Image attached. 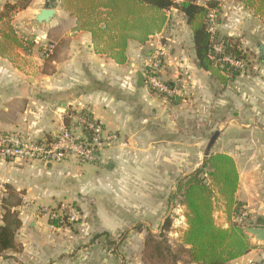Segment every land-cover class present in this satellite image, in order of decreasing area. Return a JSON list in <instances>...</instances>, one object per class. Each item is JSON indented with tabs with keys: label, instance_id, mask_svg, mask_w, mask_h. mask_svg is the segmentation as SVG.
<instances>
[{
	"label": "crops",
	"instance_id": "1",
	"mask_svg": "<svg viewBox=\"0 0 264 264\" xmlns=\"http://www.w3.org/2000/svg\"><path fill=\"white\" fill-rule=\"evenodd\" d=\"M6 1L14 0H0V9ZM219 1V35L237 40L240 48H246L253 42L263 43L264 27H261V21L264 18L260 21L259 16L244 7L240 0ZM40 8H54L56 13L48 22L38 23L34 15ZM10 23L17 37H29L31 45L28 50L13 45L6 54L0 56V133L17 132L38 140L54 134L71 112L89 111L105 127L107 123L108 130L119 134L115 145L101 151L95 165L103 167L114 179L112 187L116 189L120 186L119 180H129L133 176L140 180L142 173L138 168L151 162V156L145 154L148 140L144 139L148 138L150 131L143 134V129L147 127L146 114L148 111L165 109L161 108L163 101L151 96L145 81L144 86L136 84L137 73L143 75L145 62L159 48L164 52V76L168 75L169 70H179L185 74L191 65L199 68L193 49L192 31L184 15L171 8L167 22L159 33L150 36L144 43L129 40L127 60L123 64L98 53L89 31L74 30L76 18L62 8L60 0H30L26 8L14 12ZM47 45L53 47L49 58L45 55ZM168 76L172 78L176 73ZM182 81L187 83V80ZM257 115L261 121L255 125H246L236 118L224 122L212 152L227 153L233 158L238 171L235 200L248 211L253 226L262 227L255 223L264 222V111H256ZM248 130L254 131L255 140L249 139V136L247 138ZM230 133L234 134L233 137H228ZM160 143L161 140L148 143L154 152L152 159L156 161L157 156L158 164H163L157 174L159 181L164 180L166 175L164 157L161 155V160L160 155L155 153ZM254 146L258 155H251L248 150ZM33 162L0 161V179L8 180L6 191H0L1 201L9 196L10 190L21 198V203L12 207L21 222L14 235L15 248L0 253V264H43L46 258L54 257L59 250L66 254L62 264H87L86 261L92 255L79 251L72 261L69 252L71 247L67 241L57 248L60 237L49 234L53 230L48 228L47 215L41 207L46 204L57 206L61 201L68 200L65 192L55 190L57 182L54 177L71 184L72 193L68 192L69 197L82 192L81 184L72 178L71 164L68 160L60 162L56 164V169L50 170L51 175H46L39 162ZM42 165L48 169L54 166ZM133 194L139 197L144 193L137 191ZM142 210L153 209L143 206ZM213 215L217 225L227 227V220L221 210ZM61 228L55 231L64 232V228ZM142 235V232L134 234L138 238ZM250 241L254 248L227 264H264V242H255L251 237ZM136 264L144 263L139 261Z\"/></svg>",
	"mask_w": 264,
	"mask_h": 264
},
{
	"label": "rangeland",
	"instance_id": "2",
	"mask_svg": "<svg viewBox=\"0 0 264 264\" xmlns=\"http://www.w3.org/2000/svg\"><path fill=\"white\" fill-rule=\"evenodd\" d=\"M254 15L256 16V13ZM263 18L259 16V20ZM218 20L220 21V18ZM261 27H264V21H261ZM261 40L264 43V36ZM263 43L253 42L248 47L241 48L246 55L244 69L226 84H221L217 78H211L208 72L197 69L194 65H191L185 74H181L179 70H169L168 75L176 73L172 78L160 73L168 84L180 85L183 79L187 80L183 96L166 97L146 84L151 96L163 101L160 103L165 111H148L146 114L147 127L143 129V134L150 131L148 138L144 139L148 140L145 143L147 146L145 154L151 156V162L137 167L142 173L140 180L134 176L129 180L126 178L119 180L120 186L116 189L112 187L114 179L103 167L95 165L96 162H75L70 157L65 159L71 164L72 178L81 184L82 192L69 197L71 184L54 177V181L57 182L55 190L65 192V198L68 200L61 201L57 206L53 205L54 207L43 205L42 209H54L65 205L76 208L79 214L75 222L62 226L64 232L53 230L54 232L49 233L54 234V237H60L57 248L62 247L67 241L71 247L69 252L72 261L79 251L92 255L91 259L86 261L87 264H136L139 261L144 264H155L157 260L155 255L148 258L150 247L144 249L146 233L151 231L153 235H157L159 227L168 218L171 221L170 228L157 238L162 245L163 264H191L187 252L181 248L183 231L186 229L183 228L186 223V209L181 202V192L177 191V184L186 175L201 167L209 137L216 128L225 125L224 122L236 118L246 125L260 123L261 118L256 116V111H264ZM162 71H165V64ZM106 126L109 127L107 123ZM247 133V138L249 136V139L255 140L253 130H248ZM233 135L230 133L228 137ZM160 140L161 143L158 144L155 153L160 155L161 160L164 157L166 175L164 180L159 181L157 174L163 164H158L157 156L156 161L155 158L152 159L154 152L148 147L150 145L148 143H158ZM248 150L251 151V155L254 153L258 155L255 146ZM32 161L39 162L38 165L46 175H51L50 170L58 167L56 165L58 163H53L54 166L48 169L42 165V161L36 159ZM139 185L142 188H139ZM133 191L144 194L136 197ZM17 198L18 196L10 197L8 201L14 202ZM85 199L92 201L89 200L87 203ZM143 206L145 209L152 207L153 210L144 211ZM214 206V212L220 213L221 210L228 223L222 201L215 198ZM217 217L219 218V214ZM250 222L251 225L247 227L253 226L252 221ZM103 232L106 234H101ZM140 232L143 233L141 238L134 236ZM59 251L55 252L54 257L46 258L43 264H62L66 254Z\"/></svg>",
	"mask_w": 264,
	"mask_h": 264
},
{
	"label": "trees",
	"instance_id": "3",
	"mask_svg": "<svg viewBox=\"0 0 264 264\" xmlns=\"http://www.w3.org/2000/svg\"><path fill=\"white\" fill-rule=\"evenodd\" d=\"M244 7L251 9L257 16L264 17V0H240ZM30 0L6 1L0 9V56L17 45L28 50L29 37H17L11 17L17 10L28 6ZM63 9L76 18L74 30L91 33L92 42L98 53L106 54L117 63L127 60L126 47L129 40L146 42L150 36L159 33L168 19V11H180L192 31V41L198 67L217 78L221 84L237 77L241 69H236L216 54L211 57L212 40L206 29V18L210 9L219 14L220 1L206 0H60ZM219 22V20H218ZM225 43V53L244 61L245 53L238 41L230 36L216 35ZM51 53L46 57L49 58ZM65 124L69 123L66 117ZM238 186V171L233 158L227 153L210 152L202 167L178 181L177 191L181 192L187 228L183 231L181 248L187 252L191 264H227L249 252L254 245L244 228L251 225L247 220H234L240 216L242 205L235 200ZM18 196V195H17ZM10 190L7 198L1 201L0 253L15 248L14 235L21 222L12 207L21 203V198L9 202L8 198L17 197ZM220 199L228 217L227 227H221L214 220V199ZM250 222V223H249ZM264 227V222H256ZM171 221L166 218L157 235L146 233L144 249L150 247L149 256L155 255V264H163L162 245L158 241L162 232L170 228ZM177 264V263H176Z\"/></svg>",
	"mask_w": 264,
	"mask_h": 264
},
{
	"label": "built area",
	"instance_id": "4",
	"mask_svg": "<svg viewBox=\"0 0 264 264\" xmlns=\"http://www.w3.org/2000/svg\"><path fill=\"white\" fill-rule=\"evenodd\" d=\"M199 1V0H197ZM219 14L216 9H210L206 18V29L212 40L211 57L217 54L218 59L236 68L244 69V61L225 53V43L217 39ZM53 47H45V55L52 52ZM165 64L162 48L155 49L144 64V81L151 89L166 97L183 96L187 88L186 82L168 84L160 75ZM69 123L50 136L41 139H29L17 132L0 133V161H32L40 160L45 164L60 163L72 158L75 162H96L101 151L119 140V134L105 128L102 121L89 111H76L68 115ZM7 179H0V191H6ZM1 205V199H0ZM47 215V225L50 230H56L75 222L79 218L78 211L72 206L44 208ZM249 217L243 208L240 216L234 220L241 222Z\"/></svg>",
	"mask_w": 264,
	"mask_h": 264
},
{
	"label": "water",
	"instance_id": "5",
	"mask_svg": "<svg viewBox=\"0 0 264 264\" xmlns=\"http://www.w3.org/2000/svg\"><path fill=\"white\" fill-rule=\"evenodd\" d=\"M55 13H56V10L54 8H40L38 9L37 13L34 15V20L38 23L48 22ZM136 84L138 86H144V78L141 72L137 73ZM220 132H221V129L216 128L211 134V136L209 137V140L206 144L205 151H204V159L202 160V163L200 165L201 167L204 164L206 158L209 156L210 149L212 145L214 144L215 140L217 139V137L219 136ZM85 201L87 200L85 199ZM244 231L255 242H259V243L264 242V227L249 226V227H245Z\"/></svg>",
	"mask_w": 264,
	"mask_h": 264
}]
</instances>
